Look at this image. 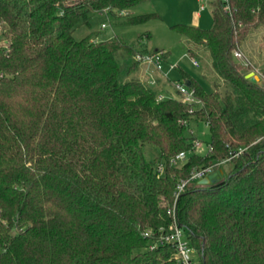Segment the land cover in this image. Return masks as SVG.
Wrapping results in <instances>:
<instances>
[{"label":"trees","instance_id":"1","mask_svg":"<svg viewBox=\"0 0 264 264\" xmlns=\"http://www.w3.org/2000/svg\"><path fill=\"white\" fill-rule=\"evenodd\" d=\"M148 1L0 0V264H179L159 239L174 225L203 264H264V86L233 58L264 28V0H229L231 14L212 0V27L172 26L207 60L211 90L180 81L200 101L193 113L178 96L158 100L145 52L92 29L103 10L122 25L159 18L135 10ZM192 119L208 125L211 151L186 134ZM240 147L220 180L177 195Z\"/></svg>","mask_w":264,"mask_h":264},{"label":"rangeland","instance_id":"2","mask_svg":"<svg viewBox=\"0 0 264 264\" xmlns=\"http://www.w3.org/2000/svg\"><path fill=\"white\" fill-rule=\"evenodd\" d=\"M211 1L212 0H151L150 5L147 3L139 5L135 10L137 12H145V10L155 11L159 15V18L150 19L134 25H122L119 24L122 20L121 18L119 20L109 12H101L93 15L91 26L93 30L98 32V40L109 39L117 35L122 41L133 46L137 51L145 53H155L156 50L161 51L163 57H160L161 70L156 71H161L165 78L169 80L168 82L172 83H168L166 86L159 83L154 84L153 87L161 91V93L167 94L170 89L174 91L173 84L182 81L181 78L183 73L197 78L208 91L211 90L210 83L207 82L206 79L201 78V74L205 72L204 63L207 61L206 58L201 59L195 57L198 61V66H194L191 60L192 56H189L186 51L190 43L187 42L184 35L178 33L172 26L174 24H186L202 28L212 27ZM200 4L205 5L201 13L199 12ZM102 24H105L106 27L102 28ZM84 31L85 28L80 26L77 29L76 35L80 36ZM239 49L250 60L252 68L258 69L259 71L264 70V28H257L251 31L247 38L241 43ZM202 54L203 52H201V55ZM175 65H177V67ZM154 70L155 69L152 68L147 69L146 73L149 77L153 78L155 76L156 73L153 75L155 72ZM152 71L153 73H151ZM158 73L159 74H156V76L160 77L161 73ZM143 77H146L144 72ZM256 77L258 78V76ZM209 80L211 79L209 78ZM186 134L192 136L193 139L201 141V146L197 149L198 152H205L207 150V143L210 141V130L204 121H198L196 119L190 120L188 122ZM144 152L146 157L150 160L153 159V156L156 154L155 149L150 144L144 145ZM229 166L230 162L221 165L217 169H221L225 175ZM190 255L193 258L194 264H203L197 252L192 251Z\"/></svg>","mask_w":264,"mask_h":264},{"label":"built area","instance_id":"3","mask_svg":"<svg viewBox=\"0 0 264 264\" xmlns=\"http://www.w3.org/2000/svg\"><path fill=\"white\" fill-rule=\"evenodd\" d=\"M220 1L223 3L225 12L231 14V7L229 4V0H220ZM203 7L204 6L201 5L200 9H203ZM101 12L105 13V10ZM101 27L104 28L106 27V25L102 24ZM161 55H162V52L143 53V54L137 55L136 58L137 60L141 62V64L154 67L157 70H161V64H160ZM233 56L242 65L251 66L250 60L245 56V54L239 48H235V50L233 51ZM191 60L194 66H198V61L195 57H191ZM253 71L255 72V75L258 76V79L264 81V74L262 72H260L258 69H254ZM148 82L152 85L155 83V81L150 78L148 79ZM174 90L176 91V94L178 95V97H180V99L184 103L190 106L188 109V112L193 113V110H194L193 106L196 104H199L200 102L195 97L194 89L190 88L184 83L177 82L174 84ZM170 97H174V96L170 93H167V94L159 93L157 95L158 100H162V99L170 98ZM187 123L188 122L186 120L182 121L183 125L187 126ZM200 146H201V141L195 140L194 147L199 148ZM207 148L209 151H211L210 145H207ZM245 150L246 148H242V147L238 149H234V150H229L228 155L218 160L217 162H215V164H211V165L193 170L190 174L189 179L180 180L178 182L177 195L181 191H183L186 188V186L190 184V182L198 181L199 179L208 176L210 173H213L214 171L219 170L217 169L218 167L230 162L233 158L240 156L241 154L244 153ZM185 158H186V153L179 152L173 158H171V164L177 166L181 164V162ZM158 171L160 173L163 171V165L161 163H159L158 165ZM145 235L148 236L149 232H146ZM159 239L161 240V242L172 243V245L176 249L175 256L179 264H194L193 258L190 255V253L194 251V249L190 246L189 240L187 239L185 232L181 228H179L177 225L172 226L171 230L168 233L160 235Z\"/></svg>","mask_w":264,"mask_h":264},{"label":"water","instance_id":"4","mask_svg":"<svg viewBox=\"0 0 264 264\" xmlns=\"http://www.w3.org/2000/svg\"><path fill=\"white\" fill-rule=\"evenodd\" d=\"M245 77L247 79H249L250 81H253V82H257L260 86H264V81L258 79L255 75V72L254 71H250L248 72ZM187 86H190V82H187L186 83ZM223 175V171L222 170H217V171H214L213 173H210L208 176L206 177H203L201 179H199L197 181L198 184H201V185H206V184H210V183H214L218 180H220V178L222 177Z\"/></svg>","mask_w":264,"mask_h":264},{"label":"crops","instance_id":"5","mask_svg":"<svg viewBox=\"0 0 264 264\" xmlns=\"http://www.w3.org/2000/svg\"><path fill=\"white\" fill-rule=\"evenodd\" d=\"M147 4L150 5V4H151V0H149V1L147 2ZM200 6H201V4H200ZM203 6H204L203 9H204V8H205V5L203 4ZM203 9H200L199 12L201 13V11H203ZM145 11H146V10H145ZM149 68H152V69H153V67H151V66H147V65H144V64L141 65V71H143V72L146 74V77H145V78H146L147 80H148L149 78H150V79H153V80L155 81L154 84H156V81H157V79L159 78V76H156V74H159L158 72H160L162 75L160 74L161 82H159V83L162 84V85H165V86H166V84L169 83V82H168L169 80L165 78L164 74H163L161 71H156V70H154L155 72L153 73V71H152L151 73H153V75L156 73L155 76L153 77V75L151 74V76H152L153 78L149 77V75L146 73L147 69H149ZM145 69H146V70H145ZM141 73H142V72H141ZM157 77H158V78H157ZM165 80H167V81H165ZM154 84H153V85H154ZM158 91H159V90H158ZM159 93H161V91H159L158 94H159ZM162 93H163V92H162ZM167 93L172 94L174 97L177 95V94H176V91H175V90L172 91L171 89L168 90ZM163 94H164V93H163Z\"/></svg>","mask_w":264,"mask_h":264}]
</instances>
